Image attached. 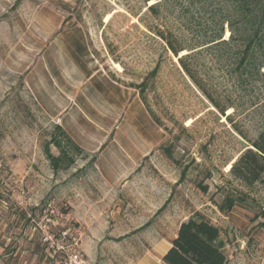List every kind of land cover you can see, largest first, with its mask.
<instances>
[{"label": "rangeland", "instance_id": "rangeland-1", "mask_svg": "<svg viewBox=\"0 0 264 264\" xmlns=\"http://www.w3.org/2000/svg\"><path fill=\"white\" fill-rule=\"evenodd\" d=\"M156 1L0 0V264H167L190 217L220 228L227 264H264V174L231 172L264 87L198 55L222 114L157 29L193 47L227 5Z\"/></svg>", "mask_w": 264, "mask_h": 264}, {"label": "trees", "instance_id": "trees-1", "mask_svg": "<svg viewBox=\"0 0 264 264\" xmlns=\"http://www.w3.org/2000/svg\"><path fill=\"white\" fill-rule=\"evenodd\" d=\"M167 1L169 0H158L147 6V11L158 15ZM191 2L193 0H182L181 6L183 4L188 7ZM223 2L228 8L222 13V19L212 22L213 28L205 26L197 30L193 38L189 39L193 47L177 45L161 28H158L157 32L175 55L179 56L181 52L179 63L184 72L225 115L227 107L212 96L200 78V61L197 56L218 48L221 55L226 56L228 71L238 87L250 92L255 91L260 82L261 87H264V0ZM221 10L223 11L217 10L214 16L220 14ZM226 23L228 35L225 34L224 38ZM186 49L189 50L188 53ZM226 118L232 121L231 114ZM238 130L242 134V131ZM251 146L241 152L231 167L232 174L247 185L260 181L264 174V129L251 140ZM163 260L167 264H227L228 258L221 240L220 228L208 220L190 217L181 223L178 234Z\"/></svg>", "mask_w": 264, "mask_h": 264}, {"label": "built area", "instance_id": "built-area-1", "mask_svg": "<svg viewBox=\"0 0 264 264\" xmlns=\"http://www.w3.org/2000/svg\"><path fill=\"white\" fill-rule=\"evenodd\" d=\"M80 260L81 259L79 257V254L77 252H74V253L72 252L69 256V260L65 261V264H79Z\"/></svg>", "mask_w": 264, "mask_h": 264}, {"label": "bare ground", "instance_id": "bare-ground-1", "mask_svg": "<svg viewBox=\"0 0 264 264\" xmlns=\"http://www.w3.org/2000/svg\"><path fill=\"white\" fill-rule=\"evenodd\" d=\"M225 38H226V36H225Z\"/></svg>", "mask_w": 264, "mask_h": 264}, {"label": "water", "instance_id": "water-1", "mask_svg": "<svg viewBox=\"0 0 264 264\" xmlns=\"http://www.w3.org/2000/svg\"><path fill=\"white\" fill-rule=\"evenodd\" d=\"M234 162V161H233Z\"/></svg>", "mask_w": 264, "mask_h": 264}]
</instances>
